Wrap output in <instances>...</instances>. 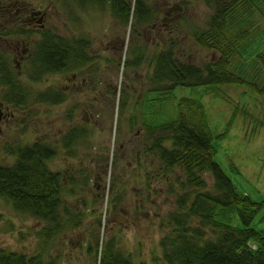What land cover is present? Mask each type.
<instances>
[{"label":"rangeland","instance_id":"374dc122","mask_svg":"<svg viewBox=\"0 0 264 264\" xmlns=\"http://www.w3.org/2000/svg\"><path fill=\"white\" fill-rule=\"evenodd\" d=\"M1 1L43 11L45 28L72 43L78 40L83 45L86 40V52L92 61L83 70L50 75L43 79L44 83H35L39 90L48 85L65 90L69 93L66 101L59 105L31 103L18 107L12 119L0 124V165H11L14 153L23 146L41 144L54 149L55 158L48 162V169L62 172L61 195L73 208H88L80 212L88 217L80 228L61 237L68 240L67 246L64 241L59 244L60 237L56 236L46 242L41 238L42 223L15 210L11 202L0 197V247L28 255L40 248L45 255L49 249L57 255V264H90L94 255L87 256L85 241L92 236L99 240L116 236L134 264H165L159 242L170 230L167 216L175 211L178 195L184 190L182 179L177 182L179 174L163 172L156 158L142 154L147 147L141 119L137 118L139 122L133 127L128 120L139 97L142 102L138 104L149 106L150 110L145 109L147 117L155 112L166 120L175 117L177 99H200L214 134L222 133L233 119L227 137L216 142L214 159L239 190L256 200L264 198L263 95L245 85H230L207 94L202 88L179 89L177 98L168 104L154 103L158 95L153 92L144 97L153 87L152 58L171 43L177 45L180 59L197 65L219 58L218 51H207L193 39L195 33L208 29L213 14L202 0H145L155 14L156 24L152 28L136 26L131 17L127 24L121 23L108 6L99 7L97 3L78 9L73 0ZM133 2L135 5L136 0H125L131 11ZM260 6L263 8L264 4ZM260 16L256 20L264 28V16ZM38 30L35 22L34 36L26 37L31 44L39 39ZM260 57L257 52L244 54V59L237 55L231 65L241 64L249 78L258 75L257 81L264 84V61ZM127 63L130 65L126 66ZM123 95L131 105L126 119L119 118L117 108ZM83 128L91 131L85 132ZM82 131L85 141L73 140L71 148H66V138ZM165 145L170 147V141ZM114 154H120L119 161L114 160ZM106 156L108 161L103 163ZM90 173L99 178L100 186L92 183V178L88 181ZM147 174L151 179L145 182ZM203 177L211 189L212 177ZM262 214L255 226L264 230V220L259 221ZM41 243L47 248L43 249Z\"/></svg>","mask_w":264,"mask_h":264},{"label":"trees","instance_id":"16d2710c","mask_svg":"<svg viewBox=\"0 0 264 264\" xmlns=\"http://www.w3.org/2000/svg\"><path fill=\"white\" fill-rule=\"evenodd\" d=\"M105 1L73 0L78 9ZM202 1L213 14L208 29L195 33L193 39L207 51H218L219 58L215 62L197 65L180 59L177 45L171 43L166 50L153 56V77L150 79L153 87L144 97L153 92L158 95L154 103L166 101L168 104L172 98H177L179 89L202 88L207 94L230 85H245L250 91L264 96V84L257 81L258 75L249 78L241 64L231 65L235 56L243 58L244 54L253 52L259 53L264 61V28H260L256 20L257 15L264 16V7L260 6L264 0ZM120 2L114 6L117 21L127 24L131 17L136 26L153 24L154 17L149 14L151 8L142 4L143 0H136L135 15L129 5ZM37 33L35 83L50 73L80 71L92 61L86 52V40L83 45L78 40L72 43L50 29ZM66 96L61 97L51 89L35 88V104L59 105ZM138 102H142L140 97L133 104V114L128 120L133 127L141 119L147 147L142 154L156 158L163 172H171L174 176L179 174L177 182L182 179L184 190L178 195L175 211L167 216L170 230L159 242L162 261L165 264H264V230L255 226L257 218L264 212V198L256 200L239 190L214 159L216 142L227 137L233 119L222 133L214 134L200 99H177L175 117L169 120L162 119L161 114L155 112L147 117L145 109L150 110L149 106L145 108ZM130 106L123 95L117 104L119 118L126 119ZM83 129L88 133L91 131L90 128ZM83 135L82 131L75 137L66 138L64 145L68 148L73 140L85 141L81 138ZM167 141H170V147L165 145ZM40 145L19 148L11 165H0V197L11 202L15 210L42 223L41 238L46 242L47 238L52 240L56 236L60 237L59 244L64 241L67 246L68 240L61 237L67 231L80 228L88 217L80 212L88 208L79 209L76 205L73 208L72 203L61 195L64 186L62 172L49 171L47 165L55 158V150ZM120 158V154H114L115 161ZM103 159V163L107 162L108 156ZM203 174L212 177L211 189L207 187ZM91 176L90 173L88 181L92 178V183L100 186L99 178ZM150 179L147 174L145 182ZM262 220L264 214L259 219ZM85 242L87 256L94 255L90 264H134L132 256L122 250L116 236L112 240L92 236ZM41 247L47 248L44 244ZM63 253L61 250L60 254ZM50 254L49 249L45 255L41 248L28 255L0 247V264H57V255Z\"/></svg>","mask_w":264,"mask_h":264},{"label":"flooded vegetation","instance_id":"af4514ba","mask_svg":"<svg viewBox=\"0 0 264 264\" xmlns=\"http://www.w3.org/2000/svg\"><path fill=\"white\" fill-rule=\"evenodd\" d=\"M117 1H121L120 4L125 3V0H106L103 4L97 3V6L105 8L108 6L114 13V6ZM142 4L147 5L145 0H143ZM149 14L152 18L154 17L153 24L142 25L143 27L150 26L149 28H152L156 24L155 14L152 9ZM44 20L45 13L43 11H36L26 5L21 6L16 2L10 5L4 4L0 0V124L6 123L8 119H12L16 115L14 109L27 107L31 103L35 105L34 59L35 43L38 40L31 44L26 37L29 34L34 36L35 22L39 25V32L47 29L45 28ZM32 45H34V52L32 51ZM21 48L22 50L19 51ZM29 48H31L30 51ZM84 68L82 67L80 70ZM62 73L67 74L69 72L62 70L50 73L48 76L62 75ZM42 81L44 83L43 79ZM46 87V89H51L52 92L58 93L61 97L69 94L65 90L54 89L52 85ZM67 96L64 101L67 100Z\"/></svg>","mask_w":264,"mask_h":264},{"label":"bare ground","instance_id":"6f19581e","mask_svg":"<svg viewBox=\"0 0 264 264\" xmlns=\"http://www.w3.org/2000/svg\"><path fill=\"white\" fill-rule=\"evenodd\" d=\"M118 103H119V100H118Z\"/></svg>","mask_w":264,"mask_h":264}]
</instances>
